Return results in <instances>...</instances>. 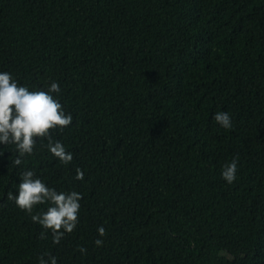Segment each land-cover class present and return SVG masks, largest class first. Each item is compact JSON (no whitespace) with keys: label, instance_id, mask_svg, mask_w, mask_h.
<instances>
[{"label":"trees","instance_id":"obj_1","mask_svg":"<svg viewBox=\"0 0 264 264\" xmlns=\"http://www.w3.org/2000/svg\"><path fill=\"white\" fill-rule=\"evenodd\" d=\"M0 70L59 81L73 159L23 164L82 193L76 227L41 238L6 198L22 168L5 149L0 264H264V0H0Z\"/></svg>","mask_w":264,"mask_h":264},{"label":"clouds","instance_id":"obj_2","mask_svg":"<svg viewBox=\"0 0 264 264\" xmlns=\"http://www.w3.org/2000/svg\"><path fill=\"white\" fill-rule=\"evenodd\" d=\"M60 93L56 79H50L42 87H30L18 82L12 72L0 70V154L9 150L11 164L22 168L6 198L29 213L31 221L41 227V238L50 235L52 244H58L76 227L82 193L74 188L57 189L49 185L37 175L36 169L25 166L23 161L41 149L60 164L72 161L73 153L52 134V130L61 131L73 120L72 113L65 110L60 100ZM212 115L222 128H232V118L227 111H216ZM237 167L238 159L233 156L221 165L220 177L231 184L236 178ZM83 177V170L77 166L73 178L80 180ZM96 232L98 235L93 243L100 246L103 244L101 237L105 235L104 226L97 225ZM77 247L82 254L86 252L84 246ZM36 264H58V258L45 250L37 254Z\"/></svg>","mask_w":264,"mask_h":264}]
</instances>
